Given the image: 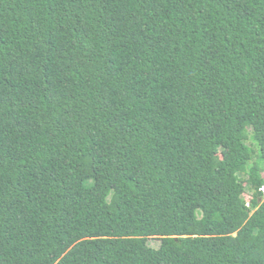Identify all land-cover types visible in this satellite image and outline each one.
I'll list each match as a JSON object with an SVG mask.
<instances>
[{"label": "trees", "instance_id": "16d2710c", "mask_svg": "<svg viewBox=\"0 0 264 264\" xmlns=\"http://www.w3.org/2000/svg\"><path fill=\"white\" fill-rule=\"evenodd\" d=\"M263 187L264 0H0V264H264Z\"/></svg>", "mask_w": 264, "mask_h": 264}, {"label": "rangeland", "instance_id": "374dc122", "mask_svg": "<svg viewBox=\"0 0 264 264\" xmlns=\"http://www.w3.org/2000/svg\"><path fill=\"white\" fill-rule=\"evenodd\" d=\"M246 144L247 146H249L253 151H254V161H256V158H257V149L254 145V143L252 142V140L249 138L247 141H246ZM247 199V196L245 197ZM159 241L157 239H150L148 240V246L151 247V248H154V249H157L159 247Z\"/></svg>", "mask_w": 264, "mask_h": 264}, {"label": "built area", "instance_id": "2783aa9c", "mask_svg": "<svg viewBox=\"0 0 264 264\" xmlns=\"http://www.w3.org/2000/svg\"><path fill=\"white\" fill-rule=\"evenodd\" d=\"M261 192L263 193V195H264V187L261 189Z\"/></svg>", "mask_w": 264, "mask_h": 264}]
</instances>
